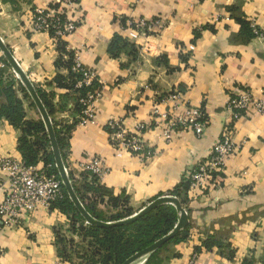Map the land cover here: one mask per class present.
Segmentation results:
<instances>
[{"label": "crops", "instance_id": "0c3cea01", "mask_svg": "<svg viewBox=\"0 0 264 264\" xmlns=\"http://www.w3.org/2000/svg\"><path fill=\"white\" fill-rule=\"evenodd\" d=\"M53 1L0 0V38L50 102L54 122L71 126L78 120L73 92L55 82L57 75H69L68 52H78L84 67L96 74L102 90L95 115L86 125L72 126L63 148L65 169L79 191L80 163L98 157L105 167L99 185L114 197H126L133 213L158 197L173 195L219 139L230 119L228 98L242 89L263 97L264 36H250L247 23L253 21L264 31V0H78L79 26L62 40L64 52L49 34L31 27L32 9ZM139 19L159 24L146 34L126 26ZM9 74L1 79L13 81L25 119L41 120L20 92L16 75ZM167 92H178L182 102L202 109L207 120L202 136L184 128L166 142L150 131L144 134L153 150L148 161L118 153L107 122L121 121L128 128L146 123L159 96ZM21 136L19 128L0 117V156L22 160ZM232 136L239 148L218 173L213 189L196 198L188 190L182 194L187 236L160 250V264H187L193 252L195 264H264V114L240 117ZM50 153L48 145L37 148L33 166L47 167ZM6 186L7 176L0 170V202ZM95 209L120 211L106 196L95 202ZM69 227L68 215L57 208L33 212L20 227L0 224V264H70L56 243L57 231ZM207 239L209 248L203 246ZM149 255L132 264H145Z\"/></svg>", "mask_w": 264, "mask_h": 264}, {"label": "built area", "instance_id": "2783aa9c", "mask_svg": "<svg viewBox=\"0 0 264 264\" xmlns=\"http://www.w3.org/2000/svg\"><path fill=\"white\" fill-rule=\"evenodd\" d=\"M78 0H54L49 5L35 6L31 11V27L35 32H45L53 39L55 44L62 41L67 35L74 33L79 26ZM250 27L258 37L264 36L253 21ZM158 20L139 19L126 22L139 33H151ZM71 70L79 76L75 89L85 88L86 91L78 97L81 106L78 112V125H86L95 115V103L101 97V86L96 74L86 69L81 61L80 54L69 51ZM95 83L98 86H95ZM165 107L161 110L159 107ZM230 114L228 123L224 126L219 139L212 146L209 154L185 176L188 181L190 198H196L209 192L215 186L218 173L222 170L227 159L239 148L233 141L234 123L240 117L251 112L264 114L263 97H256L249 89H242L234 96H230L226 103ZM206 115L199 107H193L180 100L178 92H167L159 96L158 106L150 115L146 123L136 122L128 128L121 121H108L106 130L109 139L118 153L138 157L141 161H148L153 150L144 139L146 132H159L161 137L170 141L179 129H190L197 136H202L206 129ZM83 173H87L86 182L91 184L96 178L100 181L105 173L103 161L94 157L79 165ZM0 170L7 176L5 195L0 202V224L3 227H20L23 222L35 211H48L51 204L63 198L62 182L54 173L51 166L38 169L33 165H25L21 159L12 156H0ZM197 253L193 252L187 264H195Z\"/></svg>", "mask_w": 264, "mask_h": 264}, {"label": "trees", "instance_id": "16d2710c", "mask_svg": "<svg viewBox=\"0 0 264 264\" xmlns=\"http://www.w3.org/2000/svg\"><path fill=\"white\" fill-rule=\"evenodd\" d=\"M247 29L249 30L250 36H256L250 27L249 22L247 23ZM57 45L59 51L64 52L63 41H59ZM60 62H62V59L59 63ZM65 63L69 68V75L67 77L57 75L55 77V82L58 86L67 88L73 92L75 97V111L78 113L81 106L77 100L79 96L84 94L86 89H75L74 87L79 76L71 70L70 53L68 54V60ZM3 74L4 72H1L0 70V96L3 97L4 100L0 103V117H4L10 124L22 131V136L19 140V150L23 158L22 161L25 165H33L37 160V148L43 147V144L49 146L47 133L41 120L33 121L25 119L22 102L18 99L17 94L13 89V81L5 80V82H3L1 79ZM95 86H98V84L95 83ZM36 90L47 110V113L51 117L53 110L50 102L38 89ZM20 92L23 93L24 98L29 99L24 87H20ZM31 104L33 105L32 102ZM51 121L62 159H64L63 148L68 140L69 131L78 120L74 121L71 126L62 125L53 120ZM46 161L47 163H50V171L59 177L54 166L52 153L47 156ZM87 176V173H83V176L81 177V191H79L80 188L78 189L74 185L73 178L71 176L69 178L75 193L90 215L102 221H116L133 214V212L127 207L126 197H114L109 190L102 188L99 185V182L96 183V178L93 180V183H87ZM188 187V181L183 180L181 184L172 191V194L179 198L181 204L185 203V198L182 194L188 190ZM104 196L108 197L112 207L120 208V211L111 214L108 219L103 217L104 213L95 209V202ZM54 208H57L68 215L71 233L76 234L78 232L77 234L82 236V231H84L91 239V241L88 242L89 251L86 250L84 255L80 257L83 259V263L81 264H122L129 256L148 247L157 239L167 234L177 222V212L172 206H160L127 225L111 228H99L93 225H84L85 222L71 203L64 188L63 198L51 204L50 209ZM76 226H78V228H76ZM186 236L187 228L181 230L175 237L152 252L148 256L145 264H160V250L171 242H179L180 240L185 239ZM56 243L61 258L70 261V256H68L69 251L66 245L67 243L72 244L73 241L66 239L63 234L57 231ZM210 243L211 242L207 239L203 242V246L209 248Z\"/></svg>", "mask_w": 264, "mask_h": 264}, {"label": "water", "instance_id": "95a60500", "mask_svg": "<svg viewBox=\"0 0 264 264\" xmlns=\"http://www.w3.org/2000/svg\"><path fill=\"white\" fill-rule=\"evenodd\" d=\"M0 52L2 56L5 58L7 64L12 68L13 72L17 75L18 79L24 86L31 102L36 108L41 118V121L44 124L45 130H46L51 153L53 156L54 166L59 176V179L62 182V186L66 194L68 195V198L70 199L71 203L74 205L75 209L77 210L79 215L83 218L86 224L93 225L99 228H111L115 226H122V225L130 224L160 206L170 205L176 210L177 222L175 226L172 228V230H170L167 234L157 239L154 243H152L148 247L140 251H137L133 255L129 256L127 259L123 261L122 264H132L135 261L141 259L142 257L149 255L150 253L160 248L163 244L171 240L173 237H175L181 230L187 227L188 225L187 211L182 206L179 199L176 196L171 195V194L158 197L154 199L153 201H151L150 203H148L147 205H145L143 208H141L136 213H133L132 215L128 217H125V218H122L116 221H102L90 215L85 209V207L83 206V204L81 203V201L79 200L77 194L75 193V190L73 188L69 175L64 166V162H63V159H62V156L59 150V146H58V143L55 137V132L53 129L51 118L49 114L47 113V110L45 109V106L43 102L41 101L37 93V90L35 89L33 84L30 82L26 74L19 67L18 63L13 58L7 46L2 42L1 38H0Z\"/></svg>", "mask_w": 264, "mask_h": 264}, {"label": "rangeland", "instance_id": "374dc122", "mask_svg": "<svg viewBox=\"0 0 264 264\" xmlns=\"http://www.w3.org/2000/svg\"><path fill=\"white\" fill-rule=\"evenodd\" d=\"M0 65H1L0 66L1 72H4V70H5V72H4L5 76H9L10 75L9 74V71H11L14 75H16L13 72L12 68L7 64L5 58L2 56L1 52H0ZM5 65H6V68H4ZM16 77H17V75H16ZM17 79H18V77H17ZM18 81H20V80L18 79ZM21 86L24 87L22 85V83L20 82V87ZM28 100H30V98ZM164 206H170V205H164ZM111 214H113V213H111V212L104 213L103 214V217L106 218V219H108ZM126 217H128V216H126ZM123 218H125V217H123ZM84 225H88V224L85 223ZM76 228H78V226H76ZM70 231H71V228L69 227L67 229V231H64L63 233H61V234H63V236H65L66 239H69V240H72L73 241L72 244H68L67 243V245H66V247L68 248V251H69L68 256H70L69 257L70 258V261H68V262L70 264H81V263H83V259H81L80 257L82 255H84V253L86 252V250L89 251L88 250L89 249L88 242L91 241V239L89 238V236L84 231H82V234H83L82 236H80V234H77L78 232L76 234H73Z\"/></svg>", "mask_w": 264, "mask_h": 264}]
</instances>
